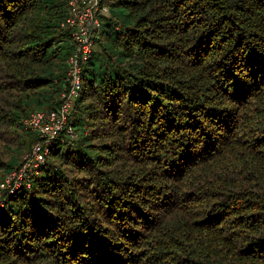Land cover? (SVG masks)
I'll use <instances>...</instances> for the list:
<instances>
[{
    "label": "trees",
    "instance_id": "16d2710c",
    "mask_svg": "<svg viewBox=\"0 0 264 264\" xmlns=\"http://www.w3.org/2000/svg\"><path fill=\"white\" fill-rule=\"evenodd\" d=\"M106 5L65 128L0 207V264H264V0ZM66 12L0 0L1 176L60 105Z\"/></svg>",
    "mask_w": 264,
    "mask_h": 264
},
{
    "label": "built area",
    "instance_id": "2783aa9c",
    "mask_svg": "<svg viewBox=\"0 0 264 264\" xmlns=\"http://www.w3.org/2000/svg\"><path fill=\"white\" fill-rule=\"evenodd\" d=\"M106 1L66 0L67 12L61 29L68 34L73 52L66 61V86L60 96L61 102L56 110L34 111L23 120V128L36 134L37 139L23 156L19 167L0 177V207L20 188H30V182L45 163L51 144L65 128L71 102L80 89L82 64L94 51L102 19L108 15ZM67 132L73 136L70 129Z\"/></svg>",
    "mask_w": 264,
    "mask_h": 264
},
{
    "label": "rangeland",
    "instance_id": "374dc122",
    "mask_svg": "<svg viewBox=\"0 0 264 264\" xmlns=\"http://www.w3.org/2000/svg\"><path fill=\"white\" fill-rule=\"evenodd\" d=\"M0 177H1V173H0Z\"/></svg>",
    "mask_w": 264,
    "mask_h": 264
}]
</instances>
